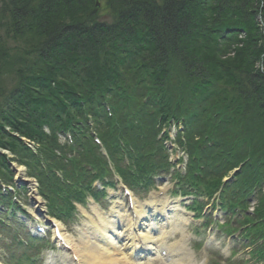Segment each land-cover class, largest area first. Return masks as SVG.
<instances>
[{
    "label": "trees",
    "instance_id": "obj_1",
    "mask_svg": "<svg viewBox=\"0 0 264 264\" xmlns=\"http://www.w3.org/2000/svg\"><path fill=\"white\" fill-rule=\"evenodd\" d=\"M259 18L264 23V0H0V27L4 21L11 40L0 50V76L15 77L0 107V179L13 181L11 162L25 166L50 213L66 222L73 201H84L90 175L82 166L106 164L88 133L73 157L62 129L89 130L91 122L120 172L138 185L167 163L156 128L175 118L188 123L191 155L215 142L212 162L220 166L204 178L224 177L248 160L239 186L251 189L264 180ZM119 139L137 153L131 169ZM255 217L248 222L264 227V194ZM19 229L0 216L7 264L27 262Z\"/></svg>",
    "mask_w": 264,
    "mask_h": 264
},
{
    "label": "bare ground",
    "instance_id": "obj_2",
    "mask_svg": "<svg viewBox=\"0 0 264 264\" xmlns=\"http://www.w3.org/2000/svg\"><path fill=\"white\" fill-rule=\"evenodd\" d=\"M259 23L264 28L263 21L259 20ZM40 205L41 200L37 199V206ZM144 205L136 204L131 213L114 208L106 217L94 209L98 222L94 221L83 230L79 242L74 236L63 234L71 254L84 264H143L144 257L133 260V256L135 248L144 246L154 251L157 258L166 249L164 261L167 264H198L189 248L188 224L180 206H173L158 197ZM178 233L182 239L169 245L170 237Z\"/></svg>",
    "mask_w": 264,
    "mask_h": 264
},
{
    "label": "rangeland",
    "instance_id": "obj_3",
    "mask_svg": "<svg viewBox=\"0 0 264 264\" xmlns=\"http://www.w3.org/2000/svg\"><path fill=\"white\" fill-rule=\"evenodd\" d=\"M4 23L5 22L3 21L2 22V26H3ZM2 26L0 27V50L7 47V43H6L7 41L4 40V38L7 39L8 42L11 44V42H10L11 40L9 38H7V36L5 35V31H4V28H2ZM4 69H5V67H4ZM6 71H8V70H6ZM13 78H15L14 77V74L0 76V107H2V108H4L5 105L4 104H1V103L2 102L3 103L6 102L5 99L3 98V96H4L3 93H6V92L10 91L13 88ZM22 179H25V176L22 177ZM148 198L146 197L144 199V201L148 200ZM165 198H167L168 201H170L169 200V197H165ZM28 210L31 211V212H34L29 207H28ZM85 212H87V213H85ZM103 213H108V212L107 211H104ZM94 220L96 222H98L97 215L94 213V211H93V209H92L91 206H89V208L85 209V211L84 210H81V215H79L77 223H74V224L70 225L69 228L67 229L68 232H69V234H70V236L71 237L74 236L76 242H79L80 237L82 236L83 230L88 225L89 226L93 225ZM226 246H227V248H232L233 247L230 242H228ZM225 257H228V255H225ZM240 257H238V258H240ZM0 258L2 260H7V261L10 258V256L6 254V251H5V248L4 247H1L0 248ZM23 264H25V262ZM146 264H164V262L158 258V259H155L152 262L146 263Z\"/></svg>",
    "mask_w": 264,
    "mask_h": 264
}]
</instances>
